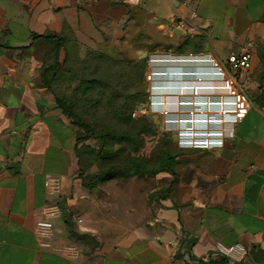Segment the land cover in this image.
<instances>
[{
    "label": "crops",
    "instance_id": "1",
    "mask_svg": "<svg viewBox=\"0 0 264 264\" xmlns=\"http://www.w3.org/2000/svg\"><path fill=\"white\" fill-rule=\"evenodd\" d=\"M182 19L190 27L181 28ZM141 26L155 38L175 41V47L155 43L156 52L166 47L220 62L252 42V67L238 75L252 108L223 148L183 150L163 175L169 184L162 198L146 205L141 193L105 194L122 198L118 208L125 217L118 218L102 211L84 187L85 134L58 103L52 76L65 60L67 44L114 47ZM191 40L195 46L185 48ZM178 79L156 81L162 89L155 101L170 94L172 88L164 86L181 85ZM173 91L178 93L164 102L180 101L182 89ZM201 97L207 104L217 100L209 93ZM201 97L192 107L205 110L193 105ZM207 104L210 127L218 110ZM263 105L264 0H0V264H264ZM49 174L60 178L58 197L45 188ZM49 202L61 207L52 241L77 245V259L39 245L36 221ZM71 231L99 233L100 243L81 245ZM236 244L244 254L235 251L231 258L222 251Z\"/></svg>",
    "mask_w": 264,
    "mask_h": 264
},
{
    "label": "rangeland",
    "instance_id": "2",
    "mask_svg": "<svg viewBox=\"0 0 264 264\" xmlns=\"http://www.w3.org/2000/svg\"><path fill=\"white\" fill-rule=\"evenodd\" d=\"M160 41L175 47V41L155 38V34L151 35L142 26L132 29L130 36L114 47L69 43L65 46L64 62L52 76L53 87L70 108L73 118L91 128L90 138L82 145L80 151V177L84 187L95 195L102 211L112 210L118 218L125 217L118 208L122 198L106 197L105 194L120 189L127 190L128 193L132 191L136 195L141 193L140 199L150 205L165 195L169 179L163 178V175L170 172V167L175 166V158L181 156L183 150H188L179 147L178 132L182 128H188L189 124L168 126V116L163 113L166 104H174L169 110L177 122L179 118H189L190 112L197 113L198 116L206 112L192 106H181L180 101H185L184 97L180 101H163L164 104L160 106L163 109L156 110L157 94L153 76L155 69L174 74L164 76L163 79L189 78L194 82L201 77V71L198 69L203 67L199 62L196 64L193 61H184V56L190 55L189 53H181L178 50L169 52L166 47L161 49V52H156L155 43ZM194 46L192 40L184 45L187 49ZM155 55L175 57H171L174 59L171 63L155 65L151 62L155 60ZM186 68L194 70L195 75L183 76V73L181 76L174 72L187 73ZM150 74L151 79L148 77ZM202 77L205 83H211L209 76ZM185 96L192 102L195 99L189 93ZM212 111L215 110L210 112ZM197 118L195 117V124H199ZM192 127L203 129L205 125L196 127L192 124ZM208 128L217 126L212 124ZM83 134L86 136L84 131ZM105 134L106 139L102 141L101 137ZM120 135L127 138L120 140ZM84 138L82 142L85 141ZM108 169L114 178L108 182L95 183L97 177ZM158 170L162 172L156 173ZM135 171L140 174L129 176ZM110 202L115 205H110ZM140 216L143 218L147 215L140 212ZM69 235L75 242L84 246L100 243L99 233L95 236L91 233L78 235L71 231Z\"/></svg>",
    "mask_w": 264,
    "mask_h": 264
},
{
    "label": "built area",
    "instance_id": "3",
    "mask_svg": "<svg viewBox=\"0 0 264 264\" xmlns=\"http://www.w3.org/2000/svg\"><path fill=\"white\" fill-rule=\"evenodd\" d=\"M125 1L131 4L139 3V0ZM192 17L196 18L197 14L193 13ZM180 27L186 29L190 27V25L186 19H182L180 20ZM253 49L254 44L252 42H247L241 47L240 52L229 54L225 62H220L209 54L188 55L191 57L193 63H206V65H209V67L212 68V81L210 84H208L205 82L198 83V81L195 80V86H191L190 84L194 82H192L189 78H183L181 80V85H179V87L182 89V91H180V99L183 98L187 93L193 95V90H187L189 88H195L196 93H198V89L200 90V95H196L195 98L201 96L204 97L208 93L209 95L216 96V104L212 102L211 108L214 107L219 111V119H217L218 121L216 122L219 126L217 128H208L207 119L204 118L207 117V114L209 113L206 110V98L201 97V100L199 102L201 105H203V107H205L204 109L206 110V114L200 116L202 118H199V120L206 123L205 128H193L191 123L192 119L187 118L185 120H182L181 118H179V120L181 121L180 123H182L183 121H188L186 123L189 124L188 128H182L187 129L188 132H183L182 129H180L178 132V145L180 148L219 149L225 146L227 140L234 138L237 124L241 123L246 118L250 109L252 108L250 98L245 89L240 84L238 75L241 72H247L251 69L252 58L254 54ZM164 58L165 59L163 63H168L169 60H167V56H164ZM151 62L155 63V65L162 63L160 62V55H155V60L153 59L151 60ZM153 76H155V82L161 81L164 76H167V73L155 69V73H153ZM148 77L151 79L152 75L150 74ZM200 82L202 81L200 80ZM216 82L222 84L220 85V89H214L216 87ZM165 87L170 89V84L164 86L163 88ZM200 88H209V90L203 91ZM161 89L162 87H155V93L158 94ZM168 91L170 92V94H166L165 98L163 96L162 102L168 97L174 95L173 93H178V91H173L172 89ZM180 104L181 106L189 107L192 106V101H180ZM161 105L162 104L155 105L156 110L160 109ZM196 105L197 104H195V106ZM259 110L264 117V105L261 106ZM167 113L170 114L171 112H166V116ZM190 113L191 117L197 115V113L194 114V112ZM174 120L177 121V119ZM166 124L170 127H173L178 123H173L171 119L169 123ZM45 188L49 196L58 197L61 193L60 178L51 174L47 175L45 179ZM60 214L61 207L57 202H49L43 207L41 211V217L36 221V234L39 238V245L41 248L49 250L54 254L63 256L68 259H77L80 256V248L77 245L56 244L52 241L54 228L53 219L60 216ZM222 251L224 252V254L231 258L234 257L233 254L235 251H239L242 254L245 253V249L240 244L223 248Z\"/></svg>",
    "mask_w": 264,
    "mask_h": 264
},
{
    "label": "bare ground",
    "instance_id": "4",
    "mask_svg": "<svg viewBox=\"0 0 264 264\" xmlns=\"http://www.w3.org/2000/svg\"><path fill=\"white\" fill-rule=\"evenodd\" d=\"M187 56H184V59L183 60H188V61H192V59H189V58H186ZM167 60H169V62L171 63L174 59L173 58H171V57H169V58H167ZM163 62H164V60H163ZM168 62V63H169ZM201 65H203V67L202 68H200V69H198L199 71H201V77H199L198 79H197V81H198V83H202V82H204L203 81V79H204V77H202V76H209L210 78H211V81H212V77H211V71H212V68H210L209 67V65H206V63H201ZM186 71H188L187 73L186 72H179V71H174V72H178V73H176L177 75H181L182 76V74L183 73H185V74H183V76H193V75H195L194 73H196L194 70H192V69H187L186 68ZM168 76H172V75H174V74H170V72H168V74H167ZM198 76V75H197ZM203 78V79H202ZM200 80L202 81V82H200ZM192 81V80H191ZM220 85H222V84H219L218 82H216L215 83V88L214 89H220ZM191 86H195V84H192ZM170 88H172L173 90H176V89H179L180 90V88H179V86H174V87H170ZM190 89H192V88H190ZM201 90L203 89V90H206V89H208L209 90V88H200ZM192 90H195V88H193ZM199 90V89H198ZM195 93V92H194ZM198 94V93H197ZM156 98V97H155ZM213 103H215L216 101L215 100H211ZM197 102H199V101H197ZM212 102H209L208 104H212ZM163 102H157V101H155V105H159V104H162ZM195 104H197V105H199V106H203V105H201L200 104V102L199 103H193V105H195ZM207 104V105H208ZM216 104V103H215ZM162 106V105H161ZM216 106V105H215ZM178 107H179V103H178ZM162 107H160V109H161ZM163 109V108H162ZM166 112H169V109H167V108H165V111H164V114L166 113ZM217 112H219V111H217ZM167 116H169V113H167ZM198 119V123H203L202 121H200L199 120V117L197 118ZM209 119H212V120H209V123L210 124H214V125H216L217 127L219 126V125H217V119H219V114H216V116H215V118H209ZM169 121H170V119H168L167 121H166V123H169ZM172 122H177V121H173L172 120ZM181 121L179 120L177 123H180ZM187 121H183L182 123H186ZM194 125H195V118H193L192 119V121H191ZM198 125V124H197ZM182 131L183 132H188V130L187 129H182Z\"/></svg>",
    "mask_w": 264,
    "mask_h": 264
},
{
    "label": "trees",
    "instance_id": "5",
    "mask_svg": "<svg viewBox=\"0 0 264 264\" xmlns=\"http://www.w3.org/2000/svg\"><path fill=\"white\" fill-rule=\"evenodd\" d=\"M57 101L62 106L63 110L73 120L74 124H76L77 126H79L86 133V136H85L84 140L85 141L88 140L90 138V134H91V128H90V126H88V124H86L84 122L75 120L73 118V115H72V112H71L70 108L68 107V105L66 104V102L63 99H58ZM119 138H120V140H124V139L127 138V136L120 135ZM105 139H106V134L105 135H102V137H101V140L102 141H104ZM159 172H162V171H159L158 170L156 173H159ZM139 174H140V172L135 171L132 174H130L129 176H136V175H139ZM113 178H114V176L112 175L111 170L108 169V170H106L105 172H103L101 175H99L97 177L95 183H102V182L110 181Z\"/></svg>",
    "mask_w": 264,
    "mask_h": 264
}]
</instances>
